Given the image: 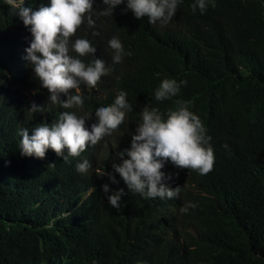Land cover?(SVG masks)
Wrapping results in <instances>:
<instances>
[{
  "label": "trees",
  "instance_id": "obj_1",
  "mask_svg": "<svg viewBox=\"0 0 264 264\" xmlns=\"http://www.w3.org/2000/svg\"><path fill=\"white\" fill-rule=\"evenodd\" d=\"M194 2L180 0L167 25L137 19L127 0L112 16L93 14L95 28L85 20L70 39L89 40L96 52L84 62L99 58L110 70L96 88L81 85L83 108L63 109L49 102L25 59L29 29L0 0V264H264V0H214L204 14L192 12ZM23 6L36 11L50 0ZM105 7L93 0L94 13ZM113 36L131 52L120 64L108 47ZM165 78L187 84L172 100L156 102L154 90ZM120 91L133 110L79 157L64 162L51 149L43 159L21 155L20 129L31 135L70 111L92 114L90 131L95 110ZM177 99L189 102L211 136L214 167L199 175L166 162L162 171L171 187H181L179 197L143 199L112 164L131 147L142 108L166 113ZM33 102L43 112H30ZM85 159L91 168L81 174L76 165ZM106 183L108 194L124 189L119 210L102 190ZM187 202L196 207L181 213Z\"/></svg>",
  "mask_w": 264,
  "mask_h": 264
},
{
  "label": "clouds",
  "instance_id": "obj_2",
  "mask_svg": "<svg viewBox=\"0 0 264 264\" xmlns=\"http://www.w3.org/2000/svg\"><path fill=\"white\" fill-rule=\"evenodd\" d=\"M102 3L106 7L94 13L93 0H50V6H41L36 11L24 7L23 0H5V4L14 10L33 37L30 47L26 49L25 59L29 61L34 77L50 93L49 102L59 103L63 109L83 108L81 85L96 88L110 70L105 61L99 58L92 59L90 63L84 62L83 57L96 52V47L89 40L77 38L72 42L70 39L85 20L89 28L96 27L93 14L112 16L113 10L124 0H102ZM179 3L180 0H127L126 7L137 19L147 17L151 25L157 22L167 25L175 16ZM209 6L215 7L214 0H195L191 10L195 13L198 9L204 14ZM92 34L96 36L99 32ZM108 47L112 50L113 64H120L125 55H131V52H125L117 36L108 41ZM186 84V80L178 82L176 79H163L154 90L155 101L172 100L179 95L182 85ZM73 89L75 94L70 93ZM61 94L67 99L62 101ZM126 97L127 93L120 91L112 104L97 108L90 131L85 123L92 119V114L85 113V116L78 117L70 111H63L51 123H39L31 129V135L28 128L20 129L18 148L21 155L43 159L51 149L64 162L79 157L89 145H96L105 136L118 130L126 114L133 110ZM174 105L164 113L159 107L146 104L139 113L131 147L118 153L121 163L112 164L114 172L120 175L127 188L143 199L179 197L181 187H171L167 183L171 176L162 171L166 162L170 161L178 168L199 175L208 174L214 167L215 154L210 143L212 138L207 134L203 122L189 110L188 101L177 99ZM43 110V106H37L34 102L29 108L34 114ZM90 168L87 159L76 165V170L81 174ZM101 176H107L113 184L118 183L113 173L104 171ZM102 190L108 194L109 184L102 185ZM123 195L124 189L111 191L107 195L110 206L119 210ZM195 207L196 204L187 202L180 212L187 213Z\"/></svg>",
  "mask_w": 264,
  "mask_h": 264
},
{
  "label": "bare ground",
  "instance_id": "obj_3",
  "mask_svg": "<svg viewBox=\"0 0 264 264\" xmlns=\"http://www.w3.org/2000/svg\"><path fill=\"white\" fill-rule=\"evenodd\" d=\"M214 252V251H213ZM215 257V256H214Z\"/></svg>",
  "mask_w": 264,
  "mask_h": 264
}]
</instances>
